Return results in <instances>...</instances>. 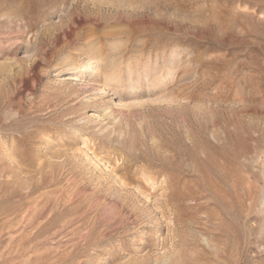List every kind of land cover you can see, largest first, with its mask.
Segmentation results:
<instances>
[{"label":"rangeland","instance_id":"1","mask_svg":"<svg viewBox=\"0 0 264 264\" xmlns=\"http://www.w3.org/2000/svg\"><path fill=\"white\" fill-rule=\"evenodd\" d=\"M0 264H264V0H0Z\"/></svg>","mask_w":264,"mask_h":264},{"label":"bare ground","instance_id":"2","mask_svg":"<svg viewBox=\"0 0 264 264\" xmlns=\"http://www.w3.org/2000/svg\"><path fill=\"white\" fill-rule=\"evenodd\" d=\"M163 53V52H162ZM96 83H94L92 80L90 81V83L87 85L91 90H94V91H96L97 90V87H96V85H95ZM105 90V89H104ZM165 162V161H164ZM105 211V210H104ZM161 212V214H163L164 212H163V210L162 211H160ZM18 220V219H17ZM154 222L156 223V220H154ZM103 243V242H102Z\"/></svg>","mask_w":264,"mask_h":264}]
</instances>
